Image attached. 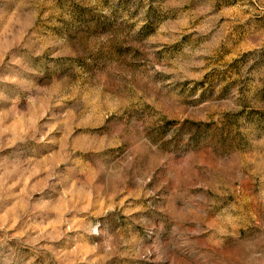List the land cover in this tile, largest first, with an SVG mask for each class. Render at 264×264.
<instances>
[{
  "label": "clouds",
  "instance_id": "obj_1",
  "mask_svg": "<svg viewBox=\"0 0 264 264\" xmlns=\"http://www.w3.org/2000/svg\"><path fill=\"white\" fill-rule=\"evenodd\" d=\"M148 2L133 27L117 0L83 20L61 8L72 0H0V154L28 164L41 156L44 187L80 217L60 221L64 237L34 234L30 209L11 192L20 181L0 171V264H36L39 253L55 264L52 242L61 239L87 245L88 264L147 261L151 253L120 234L137 201L168 236L166 264H264V101L239 85L197 87L223 37L195 49L198 60L184 43L169 54L178 37L163 34L173 17L142 32ZM252 2L250 15L264 14V0ZM154 3L175 11L192 3L197 12L182 13L180 31L216 38L213 0ZM24 175L27 185L36 173Z\"/></svg>",
  "mask_w": 264,
  "mask_h": 264
},
{
  "label": "rangeland",
  "instance_id": "obj_2",
  "mask_svg": "<svg viewBox=\"0 0 264 264\" xmlns=\"http://www.w3.org/2000/svg\"><path fill=\"white\" fill-rule=\"evenodd\" d=\"M113 0H98L97 4H82L77 0H72L71 4L61 5V8H71L79 16L84 19L85 14H89L96 18L103 9L112 6ZM117 7H120L127 16L126 23H130L133 27L139 22L141 10L144 8L143 0H140L139 6L136 0H117ZM213 10L217 17L216 21V38H213L212 33L207 36H197L195 31H189L182 26V13L189 15L197 12V7L192 3L185 4L179 11L164 10L160 5L154 3V0H149L147 10L144 12L145 24L142 25L141 31L155 34L159 24L163 23L165 16H172L165 31L164 38L178 37L175 44L165 45V49L169 54L173 50L181 49V43L186 47L193 49L191 59L198 60L201 57L195 54V49L206 45L214 47L219 37V48L214 57L209 59L207 67L208 71L203 81H198L196 86L200 88H214L222 86L221 90H226L229 87L239 85L244 93H246L253 101H264V46L260 48H252V45L264 40V35H259L264 29V14L257 12L255 15H250V11L256 8V4L252 0H213ZM241 17H247L243 22H238ZM202 15L195 16L194 19H188L187 24L196 29L203 20ZM27 24L28 20L25 19ZM103 27V26H102ZM39 35V34H38ZM46 36L47 33L45 32ZM193 37H196L193 39ZM249 116L259 114L256 107L245 109ZM243 114V113H242ZM55 134V133H53ZM11 152V150H8ZM31 164L25 163L23 160L10 158L8 155L0 154V171L9 173L8 181H20L14 188L11 189L13 196H19L22 202L30 209L25 220L35 229L34 234L46 232L48 234H58L64 237V228L68 225L60 223L67 220L75 223L80 217L73 214L70 209L71 205L68 199H61L60 193L55 194L44 187L43 177L41 172V156L31 158ZM35 172L36 175L28 180L27 185L24 184L26 176L24 173ZM51 197V199H50ZM128 197V201L132 200ZM125 201V203H128ZM141 208V204L137 201L129 204L124 214L123 227L120 230L125 239L134 242L135 247L139 249L141 255L148 257L147 261H141L140 264H166L163 259L167 257L171 251L169 239L166 234H162L160 226L155 222L154 214H148L145 210H137ZM146 209L147 205L144 204ZM68 237L76 236L75 232H69ZM41 243H44L42 241ZM53 248H56L55 264H72L75 260L76 264H88V258L91 253L88 251V246L81 242L79 248L72 239H61L58 242H52ZM44 253L37 255L36 264H43ZM52 255V253H48ZM157 256L161 259H157ZM77 257L79 259L77 260ZM3 264H10V261H4ZM126 264H137L135 260H128Z\"/></svg>",
  "mask_w": 264,
  "mask_h": 264
}]
</instances>
